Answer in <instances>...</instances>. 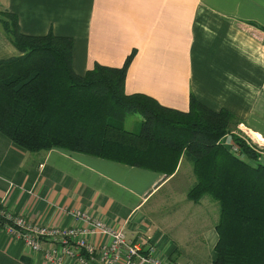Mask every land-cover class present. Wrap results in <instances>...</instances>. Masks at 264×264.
<instances>
[{"label": "crops", "instance_id": "obj_1", "mask_svg": "<svg viewBox=\"0 0 264 264\" xmlns=\"http://www.w3.org/2000/svg\"><path fill=\"white\" fill-rule=\"evenodd\" d=\"M0 11L14 13L25 34L72 37L76 73L95 62L121 66L133 52L127 93L180 110L193 96L230 111L231 133L264 141V0H0ZM17 55L0 24V59ZM182 167L166 176L58 148L31 152L0 133V207L59 227L79 226L67 210L83 209L122 226L133 241L146 239L160 259L174 251L177 260L191 259L186 252L204 247L209 263L218 205L206 195L187 198L195 176L189 163ZM194 235V247H178ZM0 264L48 263L0 228Z\"/></svg>", "mask_w": 264, "mask_h": 264}, {"label": "trees", "instance_id": "obj_2", "mask_svg": "<svg viewBox=\"0 0 264 264\" xmlns=\"http://www.w3.org/2000/svg\"><path fill=\"white\" fill-rule=\"evenodd\" d=\"M0 24L19 51L0 59L1 134L27 151L58 148L166 176L186 161L195 176L187 198L196 203L207 195L218 205L215 256L206 263L264 264V161L254 146L231 133L235 119L230 111L212 109L193 96L180 110L143 93H127L125 75L133 52L121 66L95 62L79 74L72 65V37L51 30L25 34L9 11L0 12ZM131 112L142 116L137 132L120 124ZM228 133L230 141L224 144ZM0 211L8 215L0 214V220L9 227L22 217ZM0 228L32 252L46 250L44 238H38L40 249L35 250L2 223ZM173 253L168 264L191 261L177 260L178 252Z\"/></svg>", "mask_w": 264, "mask_h": 264}, {"label": "built area", "instance_id": "obj_3", "mask_svg": "<svg viewBox=\"0 0 264 264\" xmlns=\"http://www.w3.org/2000/svg\"><path fill=\"white\" fill-rule=\"evenodd\" d=\"M74 219L79 221L82 226H43L31 223L21 216H16L14 226L11 225L9 227L8 224H5L6 226L4 227H7L8 233L22 239L35 250L40 249L38 238L46 239L47 247L46 250H43V254L50 264H64V259H71V261L76 259L80 264H135L131 262L129 256L120 259L123 255L120 249L123 245H126L125 241H128L133 246L129 247V249H139L138 252H141L142 256L147 258L144 264H161L160 260L162 261V259L156 255L155 247L152 244L148 243V245L142 246L141 242L126 239L125 235L119 231L108 230L102 222L91 216H76ZM95 230H98V234H101L104 238L111 239V241L101 246L99 260L91 257L86 259L82 253L88 256L93 252V248L85 244L83 238L91 236L92 232L95 234ZM87 243L90 244L89 242ZM140 248L144 249V251H141ZM134 254L136 253H130L132 259L135 258Z\"/></svg>", "mask_w": 264, "mask_h": 264}, {"label": "rangeland", "instance_id": "obj_4", "mask_svg": "<svg viewBox=\"0 0 264 264\" xmlns=\"http://www.w3.org/2000/svg\"><path fill=\"white\" fill-rule=\"evenodd\" d=\"M1 12V11H0ZM141 118H142V116L139 114V112H131V113H128V114H126L125 115V117H124V120L120 123L121 124V126L124 128V129H127V130H131V131H135V132H137L139 129H140V123H141ZM234 124V123H233ZM240 125H241V123H240ZM235 126V125H234ZM249 138H246L247 136H240L243 140H245V141H247V142H249L252 146H254L253 148L255 149V151L259 154V156L260 155H264V141H254V140H251L252 139V137H250V135H248V134H246ZM247 140H246V139ZM251 138V139H250ZM224 142L225 143H229V142H227L226 140H224ZM27 151V150H26ZM42 151V150H41ZM39 152V151H38ZM263 158V157H262ZM190 165V164H189ZM188 166V163L186 162V161H184V164H183V167H182V169L184 168V167H187ZM191 166V165H190ZM181 169V170H182ZM179 178V175L174 179V180H176V179H178ZM173 180V181H174ZM177 181V180H176ZM170 184L169 183H167L165 186H164V189H163V192L165 191V190H167L170 186H169ZM160 194H162V192L160 191L159 192V195ZM207 196V195H206ZM208 197V196H207ZM210 201H212L211 200V198H210ZM214 203H215V205H216V202L215 201H213ZM182 208L184 209V205H182ZM67 212H69L71 215H72V217L73 218H75L76 216H82V215H86V216H91L92 218H94V219H97V220H99L100 222H102L105 226H106V228L108 229V230H111V231H119L121 234H123V235H125V232H124V230L122 229V226H119V225H116V224H110V223H106L104 220H102L101 218H99V217H95V216H93L92 214H90L89 213V211H85V210H83V209H73V210H67ZM0 214H2V216L3 217H8V215H6V214H4V213H2L1 211H0ZM179 215H181V213H180V211H179ZM187 214H185V216H186ZM218 216V214H217V212L216 211H213V213H212V216H211V220L213 221L216 217ZM22 217L25 219V220H27V221H29L26 217H24L23 215H22ZM29 222H31V221H29ZM182 222V221H181ZM0 223H2V225H3V227L4 226H6L5 224V221H2V220H0ZM35 223H38V224H40V225H43V226H48V225H45V224H42V223H40V222H35ZM80 226H82V225H80ZM70 227V226H69ZM7 228V227H6ZM47 228V227H46ZM95 234H93V232H92V234H91V236H86V237H84L83 238V241H84V243L85 244H87V245H90L92 248H93V252L91 253V254H89L88 256L85 254V253H82V255H83V257L84 258H86V259H89V257H91V258H93V259H98L99 260V258H100V248H101V246L102 245H104V244H108L110 241H111V239H109V238H104L101 234H98V230H95V232H94ZM179 232H177V233H175L174 232V234H175V236L178 234ZM194 233H196V232H194ZM171 236V235H170ZM125 237H126V239H129L130 240V238H128L126 235H125ZM96 239L98 240L97 242H96ZM87 242H89L90 244H88ZM122 242V241H121ZM120 242V243H121ZM125 243H126V245H128V246H126V245H123L122 247H121V251H122V256L120 257V259H123V257H126V256H129L130 257V260H131V262L132 263H135V264H144L146 261H147V258L146 257H143L142 256V253L141 252H138L139 251V249L138 250H134V249H129V247H133V246H131L130 245V243L128 242V241H125ZM176 243H177V245H178V247H180V248H182V247H194L195 245H196V241H195V235L193 236V237H191V238H189L188 239V241H187V243H180L179 241H176ZM136 245L137 246H139V244L138 243H136ZM141 249V251H144V249H142V248H140ZM119 250V251H120ZM130 253H136V254H134L135 255V258L134 259H132L131 258V256H130ZM186 253H189V254H193V255H195L193 258H191V261H187V262H194V263H199V264H205L206 263V261H207V259H208V255H207V250H206V248H196V250H192L191 249V251H188V252H186ZM42 255H43V258L45 259V257H44V254L42 253ZM205 257V258H204ZM202 258H204V259H202ZM136 259H138V260H136ZM166 260H164V259H162V261L160 260V263L161 264H168V258H165ZM196 259V260H195ZM202 259V260H201ZM214 259V258H213ZM46 260V259H45ZM75 260V262H76V264H80L79 262H78V260H76V259H74ZM91 264V263H90Z\"/></svg>", "mask_w": 264, "mask_h": 264}]
</instances>
